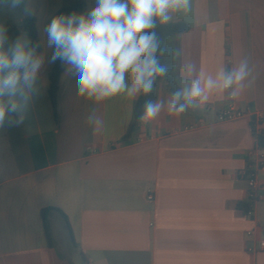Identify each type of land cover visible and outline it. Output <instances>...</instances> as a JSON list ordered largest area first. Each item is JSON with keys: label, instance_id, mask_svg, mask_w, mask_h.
Listing matches in <instances>:
<instances>
[{"label": "crops", "instance_id": "0c3cea01", "mask_svg": "<svg viewBox=\"0 0 264 264\" xmlns=\"http://www.w3.org/2000/svg\"><path fill=\"white\" fill-rule=\"evenodd\" d=\"M70 2L0 5L14 36L36 19L46 57L23 122L0 129V264H264V146L256 149L250 127L259 113L264 132V0H190L188 13L168 22L188 27L166 39L173 53L181 50L174 56L181 88L247 61L235 104L248 115L218 121L228 93L213 92L179 116L164 110L141 119L128 140L140 95L85 99L66 64L54 119L44 28ZM94 5L87 0V11ZM171 94L162 83L156 100ZM248 169L261 197L251 217L240 208Z\"/></svg>", "mask_w": 264, "mask_h": 264}, {"label": "clouds", "instance_id": "9594fccd", "mask_svg": "<svg viewBox=\"0 0 264 264\" xmlns=\"http://www.w3.org/2000/svg\"><path fill=\"white\" fill-rule=\"evenodd\" d=\"M25 2L0 0V5L10 3L14 8ZM189 11L190 0H95L94 7L84 13L51 18L44 28L47 45L53 49L49 62L60 60L68 66L76 78L78 95L85 99L147 96L169 71L161 63L166 49L156 29L174 15ZM39 47L27 33L12 35L0 8V129L23 122L45 64ZM173 55L179 57L181 50L176 49ZM184 70L195 71L190 64L184 65ZM248 75L246 60L215 76L200 73L168 99L146 102L141 119L154 120L164 110L179 116L193 104L206 102L213 92L232 89L230 95L236 98Z\"/></svg>", "mask_w": 264, "mask_h": 264}, {"label": "trees", "instance_id": "16d2710c", "mask_svg": "<svg viewBox=\"0 0 264 264\" xmlns=\"http://www.w3.org/2000/svg\"><path fill=\"white\" fill-rule=\"evenodd\" d=\"M87 11V0H71V2L62 8L55 16L61 15V14H72V13H84ZM22 30L27 33L28 38L32 41L34 44H39L38 51L40 52L42 50V44L40 42V39L38 37V32L36 28V19L33 17L26 18L22 23ZM188 30L187 25L183 23H170L166 25H158L156 31L161 39L162 47L166 49V54L161 57V63L165 64L169 71L166 77L159 78L153 86V90L150 94L147 96L140 95L137 102L134 106V119L132 123L130 124V127L124 136V140L130 139L132 136L136 126L138 125L139 121L141 120V117L143 115L144 111V105L148 101H156L157 98V91L160 84H165L167 89L174 93L175 91L179 90L180 84L174 74V55L173 51L166 46V39L172 35L181 34ZM16 35H18L16 33ZM65 70V63H63L60 60H56L54 63H51V68L48 74V80H49V86H48V98L50 100L53 116L56 122L59 121V112H58V95L61 88V78ZM254 122L250 121V127L253 128ZM258 145L260 148L264 146V132L262 130L261 134L258 137ZM240 208L246 212L248 205L247 203L241 204ZM60 212V211H59ZM44 217V224L46 229V234L49 240V243L51 244V237L47 226V221L45 219L47 215V210H44L42 212ZM64 218L66 219V216L61 213ZM70 230V229H69ZM71 234V231H70ZM74 242V241H73Z\"/></svg>", "mask_w": 264, "mask_h": 264}, {"label": "built area", "instance_id": "2783aa9c", "mask_svg": "<svg viewBox=\"0 0 264 264\" xmlns=\"http://www.w3.org/2000/svg\"><path fill=\"white\" fill-rule=\"evenodd\" d=\"M228 93V100H229V104L227 107L223 108L219 113H218V121L220 122H231V121H235L238 119H241L243 117H246L248 115L247 111H244L242 109H239L236 104H235V98L231 97V92L232 89H227L226 90ZM251 121L254 122L253 128L251 129L254 140L256 142V149H259V145H258V137L262 132V115L261 114H256L254 116L250 117ZM255 149V150H256ZM254 150V151H255ZM250 153V155L253 154V152ZM259 168H263L264 166V156L261 155L259 157ZM245 176H246V181H247V185H248V193H247V211L245 212V214L248 217L253 216L254 214V210H255V205L258 203V201L260 200V194H259V183H258V179H257V173L256 171L252 170V169H248L245 172ZM149 200L153 201L154 200V196L152 194L149 195ZM248 236L252 235V232H248L247 233ZM260 250L264 251V239L260 242Z\"/></svg>", "mask_w": 264, "mask_h": 264}, {"label": "rangeland", "instance_id": "374dc122", "mask_svg": "<svg viewBox=\"0 0 264 264\" xmlns=\"http://www.w3.org/2000/svg\"><path fill=\"white\" fill-rule=\"evenodd\" d=\"M12 33V32H11ZM12 35H14L13 33H12Z\"/></svg>", "mask_w": 264, "mask_h": 264}]
</instances>
